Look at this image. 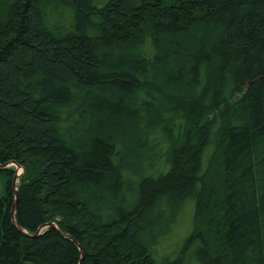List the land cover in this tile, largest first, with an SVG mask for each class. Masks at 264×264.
Wrapping results in <instances>:
<instances>
[{
	"label": "trees",
	"instance_id": "1",
	"mask_svg": "<svg viewBox=\"0 0 264 264\" xmlns=\"http://www.w3.org/2000/svg\"><path fill=\"white\" fill-rule=\"evenodd\" d=\"M0 264H264V0H0Z\"/></svg>",
	"mask_w": 264,
	"mask_h": 264
},
{
	"label": "water",
	"instance_id": "2",
	"mask_svg": "<svg viewBox=\"0 0 264 264\" xmlns=\"http://www.w3.org/2000/svg\"><path fill=\"white\" fill-rule=\"evenodd\" d=\"M10 162H12V163H15V161H10ZM16 164V163H15ZM18 166V165H17ZM16 181H17V174L15 173V175H14V177H13V179H12V185H13V192H14V203H13V205H12V209H11V212H12V223L19 229V230H21L22 232H24V233H27V232H25L22 228H20V226L15 222V220H14V210H15V205H16V202H17V197H18V193H17V187H16ZM53 226V227H55V228H57L58 229V227H57V225H56V223H54V222H49V223H46V224H43V225H41L38 229H37V231L35 232V234H37V233H39L40 232V230L43 228V227H45V226ZM59 230V229H58ZM65 235H68V234H65Z\"/></svg>",
	"mask_w": 264,
	"mask_h": 264
},
{
	"label": "rangeland",
	"instance_id": "3",
	"mask_svg": "<svg viewBox=\"0 0 264 264\" xmlns=\"http://www.w3.org/2000/svg\"><path fill=\"white\" fill-rule=\"evenodd\" d=\"M6 166H8V167L10 166V167L15 168V173L17 174V181H16V183H17L18 182V176L22 173V168L21 167H18L17 165H14V163H12V162L6 163ZM178 237H174V238H176V240H177Z\"/></svg>",
	"mask_w": 264,
	"mask_h": 264
},
{
	"label": "bare ground",
	"instance_id": "4",
	"mask_svg": "<svg viewBox=\"0 0 264 264\" xmlns=\"http://www.w3.org/2000/svg\"><path fill=\"white\" fill-rule=\"evenodd\" d=\"M16 163V164H15ZM14 165H18V167H21L22 168V172H23V167L20 166L16 161H15Z\"/></svg>",
	"mask_w": 264,
	"mask_h": 264
}]
</instances>
